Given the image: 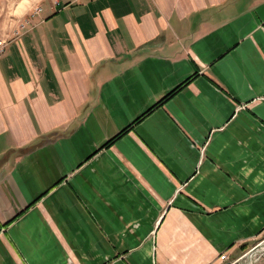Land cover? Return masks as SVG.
Segmentation results:
<instances>
[{"label":"crops","instance_id":"1","mask_svg":"<svg viewBox=\"0 0 264 264\" xmlns=\"http://www.w3.org/2000/svg\"><path fill=\"white\" fill-rule=\"evenodd\" d=\"M40 8L0 53V264L243 259L264 233V0Z\"/></svg>","mask_w":264,"mask_h":264},{"label":"rangeland","instance_id":"2","mask_svg":"<svg viewBox=\"0 0 264 264\" xmlns=\"http://www.w3.org/2000/svg\"><path fill=\"white\" fill-rule=\"evenodd\" d=\"M45 0H0V35L5 39L7 35L15 33L17 30H21L26 27L30 21L29 17L35 12L36 7H40V4ZM258 243L248 244L245 249L251 250L254 246L258 245L256 251L251 256V264H264V233H262L256 240ZM255 241V242H256ZM245 252V253H246ZM240 261H236L234 264H244L246 258L244 257ZM220 259V258H219ZM234 259H229L233 261ZM229 261H226L229 263ZM222 261L223 263H226Z\"/></svg>","mask_w":264,"mask_h":264},{"label":"built area","instance_id":"3","mask_svg":"<svg viewBox=\"0 0 264 264\" xmlns=\"http://www.w3.org/2000/svg\"><path fill=\"white\" fill-rule=\"evenodd\" d=\"M40 11H41V8L36 7L34 13H39ZM5 46H6V37L4 39V37L2 35H0V53H2L4 51ZM219 258L223 262L229 261L228 254L226 252L222 253ZM236 261H237L236 259L233 261H229V264H234Z\"/></svg>","mask_w":264,"mask_h":264},{"label":"water","instance_id":"4","mask_svg":"<svg viewBox=\"0 0 264 264\" xmlns=\"http://www.w3.org/2000/svg\"><path fill=\"white\" fill-rule=\"evenodd\" d=\"M259 244L254 246L251 250L245 253L244 257L246 258V262L244 264H251V256L254 254V251L258 248ZM223 264H229L228 262Z\"/></svg>","mask_w":264,"mask_h":264},{"label":"clouds","instance_id":"5","mask_svg":"<svg viewBox=\"0 0 264 264\" xmlns=\"http://www.w3.org/2000/svg\"><path fill=\"white\" fill-rule=\"evenodd\" d=\"M37 2H38V0H37ZM251 172V169H249V173ZM246 175H247V173H246Z\"/></svg>","mask_w":264,"mask_h":264},{"label":"flooded vegetation","instance_id":"6","mask_svg":"<svg viewBox=\"0 0 264 264\" xmlns=\"http://www.w3.org/2000/svg\"><path fill=\"white\" fill-rule=\"evenodd\" d=\"M258 242H259V241H258ZM258 242L256 241V242L254 243V245L257 244Z\"/></svg>","mask_w":264,"mask_h":264}]
</instances>
